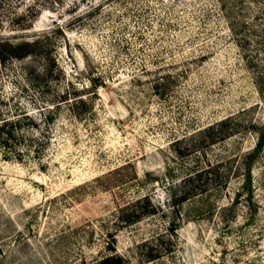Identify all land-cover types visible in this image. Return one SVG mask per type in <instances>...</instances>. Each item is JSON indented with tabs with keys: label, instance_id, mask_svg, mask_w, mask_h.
<instances>
[{
	"label": "rangeland",
	"instance_id": "obj_1",
	"mask_svg": "<svg viewBox=\"0 0 264 264\" xmlns=\"http://www.w3.org/2000/svg\"><path fill=\"white\" fill-rule=\"evenodd\" d=\"M54 1L0 0V119L37 137L0 146V264H264V148L241 164L264 85L235 19L264 28V0Z\"/></svg>",
	"mask_w": 264,
	"mask_h": 264
},
{
	"label": "trees",
	"instance_id": "obj_2",
	"mask_svg": "<svg viewBox=\"0 0 264 264\" xmlns=\"http://www.w3.org/2000/svg\"><path fill=\"white\" fill-rule=\"evenodd\" d=\"M56 2V0L54 1ZM264 15V11H260L257 16L253 19L257 21V19H261ZM236 22H237V29H238V36L241 38V41L244 44H250L251 45V64L258 70L259 73V79L261 83L264 85V28H259L256 23L252 20L249 21L247 19H242L237 16H235ZM264 27V26H263ZM21 50L23 47H20ZM17 48H14L13 51H17ZM20 51V49H19ZM26 53L22 54V56H17L24 58L26 57ZM100 78L93 79V86H98V81ZM83 88V89H88ZM81 92L79 88H76L72 86V90L68 91L67 93L63 94V102L64 103H70L73 102L72 106L73 109H76L81 113L82 105H85V101L82 97H80L78 94ZM70 95H74L73 99H70ZM82 104V105H81ZM60 104L56 105L59 106ZM54 106V107H56ZM53 107V108H54ZM53 112V111H50ZM28 122L33 121L30 114H25L21 116V118H2L0 119V146L3 148V150H10L16 152V158L23 159V151L28 150L29 147L32 144L36 143L37 137L33 135L32 137H28L25 129L23 128V125L26 124V121ZM233 118L232 116H228L224 119H221L217 122L216 125L223 126L225 124H228L232 122ZM51 121V113H49L48 116H46V123H50ZM29 124V123H28ZM235 126L238 127L239 124L235 123ZM251 127L253 129H256L257 134V141L253 149L249 150L244 154V162L241 164L244 165H250L255 157L263 150L264 148V123L263 124H251ZM238 129V128H237ZM233 130L225 132V130L221 129L219 130L217 139H223L227 136L231 135V132ZM26 141H30L31 144H27V147H23L24 143ZM29 146V147H28ZM37 149V148H36ZM240 164V165H241ZM239 166V165H238ZM241 169V167H240ZM248 171H251L250 167L247 168ZM124 258L117 253H112L110 255H107L103 257L98 262H95L93 264H123Z\"/></svg>",
	"mask_w": 264,
	"mask_h": 264
}]
</instances>
